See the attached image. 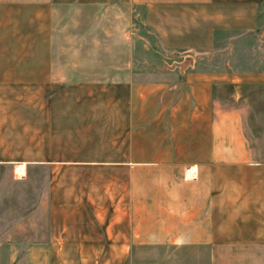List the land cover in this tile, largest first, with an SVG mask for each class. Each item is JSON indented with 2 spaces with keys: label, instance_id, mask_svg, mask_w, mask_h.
<instances>
[{
  "label": "crops",
  "instance_id": "obj_1",
  "mask_svg": "<svg viewBox=\"0 0 264 264\" xmlns=\"http://www.w3.org/2000/svg\"><path fill=\"white\" fill-rule=\"evenodd\" d=\"M5 170L0 264H264V0H0Z\"/></svg>",
  "mask_w": 264,
  "mask_h": 264
},
{
  "label": "rangeland",
  "instance_id": "obj_2",
  "mask_svg": "<svg viewBox=\"0 0 264 264\" xmlns=\"http://www.w3.org/2000/svg\"><path fill=\"white\" fill-rule=\"evenodd\" d=\"M33 174L32 171L29 172ZM0 233L2 228L12 221H18L21 214L20 201L26 202L27 207L33 205L34 202V180L33 175L26 181L25 185H17L11 179V174L5 170L0 172ZM26 191V194H25ZM21 197V199L19 198ZM22 208V206H21ZM21 211V210H20ZM30 221L34 220L33 214L29 215Z\"/></svg>",
  "mask_w": 264,
  "mask_h": 264
},
{
  "label": "water",
  "instance_id": "obj_3",
  "mask_svg": "<svg viewBox=\"0 0 264 264\" xmlns=\"http://www.w3.org/2000/svg\"><path fill=\"white\" fill-rule=\"evenodd\" d=\"M192 62H193L192 56L187 55V56H185L183 58V60L181 62L174 61L170 65L169 64H166V63H165V65L167 66V68H174L175 66H179L180 67L181 76L183 77L184 76V70H185V68L189 64H191Z\"/></svg>",
  "mask_w": 264,
  "mask_h": 264
}]
</instances>
